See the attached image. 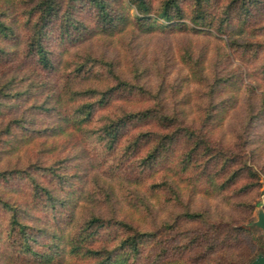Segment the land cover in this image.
Masks as SVG:
<instances>
[{
    "label": "trees",
    "instance_id": "trees-1",
    "mask_svg": "<svg viewBox=\"0 0 264 264\" xmlns=\"http://www.w3.org/2000/svg\"><path fill=\"white\" fill-rule=\"evenodd\" d=\"M258 168L264 0H0V264H249Z\"/></svg>",
    "mask_w": 264,
    "mask_h": 264
},
{
    "label": "rangeland",
    "instance_id": "rangeland-1",
    "mask_svg": "<svg viewBox=\"0 0 264 264\" xmlns=\"http://www.w3.org/2000/svg\"><path fill=\"white\" fill-rule=\"evenodd\" d=\"M178 36L183 37V35H178ZM165 37H167V36H164V37L163 36L162 37L158 36V37H155L152 40H149V44H150L149 46L150 47L148 48V50H150V51L151 50H157L158 51V56H159V58L161 60L164 59L163 55L165 54V46H163V43H162V41L165 39ZM187 37H191V39L197 38L195 40L198 43L201 42V41L207 40V39H204V37H202V38L201 37H194L192 35H189ZM176 42L177 41H175V43ZM121 46H122L121 43L118 42L117 46H116L118 53H119V51L123 52V47H121ZM18 62H20V61H18ZM236 64L239 65L240 62L236 61ZM237 112H238V109H237L236 113ZM239 124H240V115H237V116L234 115V117L232 118L231 122L226 124V127H225L224 131L226 133H228L230 130L232 132H234L237 128H239ZM91 148L93 149L92 145H91ZM257 172H258V174L260 176V179H261L262 188L259 191L258 197L254 201L255 211H254L252 216H250L248 219H246L245 222H243L241 224V226H243V227L251 224L252 222L257 221L258 212H259V205L261 203H264V171H262L261 169L258 168ZM79 174H80L81 180L75 184V189L74 190H76V192L77 191L80 192L83 188H86L85 185L89 184L88 180L91 179V177L88 176L87 172H85V171H80ZM85 190L88 192L89 190H91V188L87 187ZM124 193H125L124 190H119V194H124ZM88 200H90V194H88L87 196H85L82 199V201H81V203L79 205V209L77 210V215H76V218H75V220H76L75 222H79V221L83 220L85 217H87L88 209L86 207L92 206V205L89 204ZM95 202L96 203H94V204L98 205L97 201H95ZM161 216L162 215H160V217ZM153 222L154 221H152V219H150V218H145V219L141 218V219H137L136 220V224L140 225L142 228H144V230L145 229H151L153 227V225H152ZM49 225H50V223H47L46 226H49ZM6 226H7V216L0 212V231H5ZM63 226H65V223L63 224ZM256 235H257V238L260 240V249L264 253V241L262 239L261 231L260 230H256ZM46 242H48V244H51V243H54L55 240L52 239L51 235H49L48 238L46 239Z\"/></svg>",
    "mask_w": 264,
    "mask_h": 264
},
{
    "label": "water",
    "instance_id": "water-1",
    "mask_svg": "<svg viewBox=\"0 0 264 264\" xmlns=\"http://www.w3.org/2000/svg\"><path fill=\"white\" fill-rule=\"evenodd\" d=\"M245 228L250 230H260L262 233V239L264 241V203L259 205L258 219L255 222L245 226ZM249 264H264V253L262 250L258 253V255L251 260Z\"/></svg>",
    "mask_w": 264,
    "mask_h": 264
}]
</instances>
